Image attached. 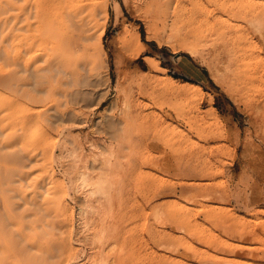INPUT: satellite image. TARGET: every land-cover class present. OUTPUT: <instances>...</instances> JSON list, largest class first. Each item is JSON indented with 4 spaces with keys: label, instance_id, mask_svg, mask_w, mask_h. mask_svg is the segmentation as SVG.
<instances>
[{
    "label": "rangeland",
    "instance_id": "rangeland-1",
    "mask_svg": "<svg viewBox=\"0 0 264 264\" xmlns=\"http://www.w3.org/2000/svg\"><path fill=\"white\" fill-rule=\"evenodd\" d=\"M108 1V18L102 14L99 19L102 16L100 22L106 23L102 42L107 52L108 68L95 71L84 64L80 66L81 72L79 69L71 80L63 74H59L61 77L55 74L45 79V83L38 84L35 89L42 91H35L30 97L23 95L22 87L19 88L23 86L20 76L25 75L23 71L32 73L30 71L44 64V59L31 60L30 67L26 61L25 67L24 57L28 56L21 52L19 28L14 22L18 21L15 15L20 9L13 10L7 4L0 6L1 18L8 16L5 21L7 29H0L4 36L2 40H5L0 45V75L9 81L4 87L0 86V188L3 190L0 189V193L4 194H0V221H3L0 234L11 240L14 236L17 240L14 242L26 247L34 257L37 246L25 244L27 241H24L23 234H19L15 222L24 215L26 223L20 228L24 226L27 233L30 229V232L34 229L41 233V242V237L45 238L43 244L58 246L64 241L61 235L68 236L62 243L73 252L60 254L66 247L61 243L64 247H55V254L59 253L48 257L51 260L46 261L47 264H58L61 260H66L65 264H93V250L84 235L90 230L97 231L95 226H98L96 220L99 219L94 217V229L91 226L81 228L79 209L84 197L75 183L78 173L83 170V162L75 167L74 157L62 151V147L65 142L70 147L73 143L82 144L94 169L103 164L98 161L100 164L95 163V167L93 151L86 139H95L104 148L107 147L105 141L121 139L127 146L126 162L121 169L124 173L119 181L122 201L115 204H118L116 209L120 208L112 213L113 219L109 218L114 221V230L118 232L115 240L119 239L117 246L111 248L113 254L110 249V254L107 253L111 260L108 264H158L160 260L164 261L163 255L171 259L164 261L165 264L175 260L185 264H259V259L264 262V19L261 23L245 20L242 29L237 25L241 21V12L252 13L261 8L263 12L259 11V14L264 18V0H250L252 4L249 0H119V8L115 6V0ZM1 18L0 27H3ZM150 26L155 31V34L151 32V37L147 35ZM174 26L195 43L196 54L170 37ZM21 31L22 34L27 32ZM138 32L144 51L132 57L126 51V45L128 39H135ZM244 34L250 38L245 44L240 43V36ZM168 76L178 78L182 84L190 82L201 87L203 98L188 101L182 95L174 97L170 93L161 99L153 98L146 86L150 83L153 88H158L160 79ZM29 79L34 81L32 77ZM215 115L218 119L212 122ZM115 126L121 130L115 132ZM44 155H53L50 164L54 163V179L64 185V201L68 202L67 214L70 212L68 216H71L68 227L61 224L63 217L58 215L60 213L54 214V204V207L50 204V209L48 203L47 207L44 206L48 179L40 175L42 168L38 167V159ZM35 181L39 187L38 194L33 196ZM189 194L196 195L195 201L187 199L191 196ZM32 197H36L35 200ZM6 202L15 206L14 212L11 211L14 215L8 214ZM176 203L186 207L184 213L198 225L199 235L204 230L205 237L190 234L185 226L177 228L166 216L158 218L160 205L163 209H171ZM45 210L51 211L55 218H49ZM50 219L55 221V226L47 224ZM165 232H172L173 237L183 241L182 244L163 243L164 239H171ZM41 244L37 251L46 254L45 247L50 244L44 248ZM183 244L189 246L188 253L184 252ZM242 246H247L244 251ZM192 247L220 259L208 261L200 257L201 253L197 257L191 256ZM249 247L256 252L250 251ZM41 254L35 255L38 261L46 259L47 254L40 259ZM68 255L71 258H67ZM12 259L14 263L17 261L14 256H9L6 264Z\"/></svg>",
    "mask_w": 264,
    "mask_h": 264
},
{
    "label": "bare ground",
    "instance_id": "bare-ground-1",
    "mask_svg": "<svg viewBox=\"0 0 264 264\" xmlns=\"http://www.w3.org/2000/svg\"><path fill=\"white\" fill-rule=\"evenodd\" d=\"M17 2H20V3H17ZM108 2H109L108 0H0V6H2L3 4H5V5L7 4L6 6L9 5L13 10L14 9L15 10L16 9H20L19 14L17 13L18 12V10H17L16 13L18 15L17 14L15 15L16 18L18 17V21L15 18L17 22L16 21H14V22H15V24H17L16 25L17 28H19V30H18L19 31L18 33L19 34H17V35H19V37H20V39H19V42H21L20 43V46L22 44V51L21 52H23L22 54L24 56H26V55L28 56V58L22 56V58L24 57V60H25V62H24L25 67H26V61L29 62V67H30V65H31L30 62L35 61L34 59H39L40 57L42 59H44V64H41V66L36 67L34 69V71L33 70L30 71L32 73L29 74V72H28L29 70L26 71V72H28V74H26L25 71H23V74H25V75L23 77L20 76L22 82L26 78V80H25L26 82L24 81L22 83L20 81L21 84H23V86L20 85L19 88L22 87V93H23V95H27V97L33 96L35 94V91H37L35 89L36 86H38V84H40L42 82L45 83V79L50 78L51 76L53 77V75H55V74H58V75L59 74H63V76L69 77L68 79L71 80L70 79V78H72L71 76L74 77L75 74H77L79 72V69L81 68L80 66H84V64H85V66L87 65V66H89L92 69H96L95 71H97L98 68H102L103 70L106 69V68H108V65L109 64H108V59H107V52H106L105 46H104V44L102 42V38H103V35L105 33V30H106V23L105 22H100L102 20V16H101V20H99L100 19V15H102V14H104V16L108 18ZM244 2L246 4H248L246 1H244ZM249 2H250V4H252V1L249 0ZM5 5H4L5 8L4 7L3 8L6 11V6ZM115 6L117 8L120 7L119 0H115ZM0 8L2 10V7H0ZM254 10H257V9H254ZM254 10H253L252 13H250V12L249 13H244V12H241L240 13L239 18L241 17V21L238 22V24H237L238 25V28H241V29L244 28L243 27L244 25L242 26V22H244L245 20L246 21L249 20L252 23H255V22L256 23H261L262 22L261 20H263L264 18L260 17V14H259V11H262L261 8L259 10H257L258 12H254ZM262 12H261V15L263 14ZM3 15H5V14H3ZM0 18H1V16H0ZM7 18H8V16H7ZM7 18L6 19L5 18L3 19V17L1 18V19H3V22L5 23V25L3 23V25H2L3 27H0V29H4V28H5V30L7 29L6 28V22H5L7 20ZM33 19H35V20L33 21ZM1 23H0V26H1ZM32 27L34 28V30L36 29L35 30L36 33H35V31L32 30L33 29ZM37 27H38V31H37ZM20 29L23 30V31H27L29 33L26 34L27 32L26 33L23 32L24 34H26V35H24V34L21 33L22 31ZM151 29H152V27L150 26L148 28V33L149 34H147L149 37H151V32L154 31V29H153V31ZM158 29L160 30V28H158ZM10 31H12V29ZM1 32H3V31H1ZM154 32H153V34H155ZM164 32H167V31L164 30ZM20 33L23 36L20 35ZM170 34H171L170 37L176 43H178V45L183 46L184 48H187V50L189 52L193 53V54H196L197 53L198 49H197V46L195 45V43L188 37V35H182L183 33L180 32V29H178L177 27L174 26V27L171 28ZM0 35H1V40L0 41H2V42H0V45H1L2 43H4L5 40H2V37L4 39V36H2L1 33H0ZM12 36H14V34H12ZM167 36H169V35H167ZM21 39H22V41H21ZM249 40H250V38H249V35L248 34H244V35H241L240 36V43L242 42L243 44H245V43H248ZM1 48H2V46H1ZM1 48H0V50H1ZM126 48H127L126 51H128V54H130V56H132V57L139 56L144 51V44H143V42L141 40V34H140V32H138L136 34L135 39H131V38L128 39ZM32 65H35V64H32ZM27 68H28V66H27ZM80 72H81V69H80ZM28 75H30V77ZM59 76L61 77V75H59ZM28 77L29 78L32 77L34 81L31 82ZM60 77H59V80H60ZM16 78H14V79H16ZM56 78H57V75H56ZM6 80L7 79H5V78L3 79V77L1 78V75H0V86L3 85V87H4V85L7 82H9V81L6 82ZM27 80L30 81V82H28ZM50 80H52V79H50ZM16 81H18V80H16ZM56 81H58V80H56ZM11 82H13V81H11ZM17 84L18 83H16V86H17ZM13 85H15V84H13ZM149 85H150V83H149ZM149 85L146 86V88L150 92L151 96L153 98H156V99L157 98L158 99H161L164 96L167 97V94H169V93H170V95L172 94V96H174V97H177V96L182 95V96L185 97V99H188V101H190V100L191 101L192 100L193 101L194 100L199 101L200 99L203 98L202 97L203 90H202L201 87L196 86L195 84H192L190 82H185V84H182L181 81L178 78H175V77H172V76H168L165 79H160V81H159V87L160 88L158 87L159 89L157 87H156L157 89L156 88H153L154 86L152 87L151 85L150 86ZM38 89H42V88H38ZM144 90H146V89H144ZM40 91H42V90H40ZM40 91L38 90L37 93H39ZM37 93H36V95H37ZM34 97H36V96H34ZM170 98H171V96H170ZM111 105H113V104H111ZM2 106H3V104H2ZM214 111H215V108H213V111L212 112H214ZM208 113L210 114V112H208ZM10 115H11V113H10ZM168 115H170V114H168ZM198 116H199V114H198ZM217 119H218V117L216 115L213 116L212 122H215V120H217ZM196 120H198V119H196ZM2 125L5 126L4 123ZM3 129H4V127H3ZM120 130H121L120 128H116V126H115V132H118ZM162 134H164V133L161 132V135ZM161 135H159V136H161ZM28 139H32V138H28ZM46 139H44V140H46ZM162 141H160V142H162ZM17 143H18V141H17ZM44 143L45 144H48L47 141H44ZM49 143H50V141H49ZM65 143L66 144L63 145V147H62L63 148L62 151H64V152L66 151V152H68L70 155H72L74 157V161H75V162H73V164L75 163L74 166L76 167L81 161L83 162V165H82L83 170L81 169L80 172L78 173V176L76 178L77 183H75L76 187L79 190H82V192H83V196L82 197H84V199L82 198L83 199V203L80 205V209H79L80 219H81V223H82V227L81 228L84 229V228H86L88 226H91L94 229V226L96 225L94 223L95 222L94 221L95 220L94 217L95 216H98V219L100 220V223H99V220H96L98 222V224H97L98 226H95L96 227L95 230H97V231L90 230V233L86 234L87 233L86 232L85 235H84L85 239L88 242H90L91 249L93 250V252L91 254L92 263L93 264H108V261H111V260H109L110 258L108 257V255L110 254L111 248H113L114 245H116V242L118 244V239H119V238H117V240H115L116 239L115 238V234L118 235V232H116L114 230V228H115L114 221L111 222L109 218H112L113 217V214L112 213H114V210L116 209V206L118 205V204L117 205H115V204L118 201L119 202L122 201V200H120V199H122L121 198L122 197V194H121L122 186H120L119 181L121 182V179L123 177L122 174L124 173L123 170H121V169H122L123 164H124L123 162H126L124 157H125V152H126L127 146L125 145V142L123 140H121V139H117V140L116 139H110L109 141H105V143H107V147L104 148L102 146L101 142H98L95 139L87 138L86 139V143L89 144V146L92 148V151H93L92 152L93 153V156L92 157H94L93 164L95 165V167H96V164L95 163H97L98 161L99 162L101 161V163L103 164L102 166L101 165H98V166H101V167H99V168L96 167V168L93 169L91 167V162L92 161H88L89 158L86 157V154L84 153V147H83L82 144L73 143L72 146L70 147L69 145H67V142H65ZM166 144H167V142H166ZM43 147H41V149ZM43 152L46 153V149H43ZM52 156L53 155H44V157H42V159H38L39 164H40V166H38V167H41L42 168L41 169L42 172H41L40 175H45L46 178L48 179L47 180V184L48 185L50 184L49 186H47V184H46L47 189H46L45 185L43 186V187H45L46 192H47V194L45 196L46 198L44 197L45 198V200H44V202H45L44 204L45 205L44 206L45 207L48 206V208L50 209V207H49L50 204H51L52 207H54L53 206V204H54L55 205V209H54V212L55 213L54 214L57 215V213H60L58 215L59 216L62 215V217H63V221H61L62 222L61 224L63 226H67L68 227L69 226V220H71V216L70 217L68 216V214L70 212H68V214H67V211H69L68 210V207H67L68 206L67 205L68 202L66 201L67 202L66 203L64 201L65 200V197H66V195H65L66 191L64 190V185L56 182V179H54V173L52 171V167H53V164L54 163L52 162V165L50 164V162L52 161ZM123 159H124V161H123ZM29 161H31V160H29ZM70 164H72V163H70ZM97 164H100V163H97ZM95 169H98V170L96 171ZM17 171H18V169H17ZM19 172H20V170H19ZM21 172H22V170H21ZM27 174H28V172H27ZM21 176H22V174L20 175V177ZM5 177H6V174H5ZM35 178L38 180V177H35ZM191 183H194V182H191ZM0 184L2 185V182H0ZM38 187L39 186L37 184V181H35L34 182V188L33 189L34 190L36 189V190L35 191H32V192H34L33 193V196H34V194L35 195L38 194L37 193L38 192ZM29 190L30 189H28V191ZM21 192H24V191H21ZM189 195H191V194H189ZM32 198H34V200H35L36 197H32ZM195 198H196V195L193 194V195H191L187 199L191 202L192 200L195 201ZM211 198H212V196H211ZM9 203H11V202H9ZM9 203L6 202V208H7L8 214L11 216V215H14V213L11 214L12 213L11 211H13L15 209V206H13L12 204L10 206ZM34 203H36V202H34ZM46 203H48L49 205L47 204V206H46ZM120 206L122 207V205H120ZM52 207H51V209H52ZM118 208H120V207H117V209ZM184 209H186V207L184 208V205H181V203H176L175 205H172V208L171 209H163V206L160 205L159 208L157 209L158 210L157 211V216H158V218H161L163 216H166L168 220H170L171 222H173L177 226V228L179 226H180V228L182 226L183 227L185 226L184 228H188L189 229L188 231L190 232V234H192V233L195 234V235H196V233L198 234L199 233L198 231L200 230L199 227H198V225L192 223L190 217H187L186 216V214H185L186 212L184 213V211H185ZM45 211L47 212V210H45ZM52 211H53V209H52ZM189 211L190 210L188 208V212ZM204 212H206V211H204ZM207 212H208V210H207ZM46 214L48 215L49 218H50V216L52 218H55V217L52 216V212L51 211L49 212V210H48V212ZM46 214H44V215H46ZM20 217H21V220L20 219H16L15 220L16 224L19 226V234L21 236H22V234L24 235L23 236V239H25L24 240L25 242L27 241L25 244H28L29 246L31 245L33 247H36L37 246V249L34 248V249H36V252H34V250H33V252L35 253V255H37V253H39V254L42 253L41 256L39 255L40 256V259H42V256L43 255L45 257L46 254H47V256L45 257L46 259H44V261L45 262L46 261H49V260H51L49 258H52L56 254L59 253V252H56V254H55V250H54V249H56L55 247L58 248V246H61V248H62V246L63 247H64V245L66 246V244H64L62 242L67 241V239H68V236L67 235H61V236H63L64 241H60V242L62 244H64V245H62L61 243L59 245V243H58V246L56 245V246L53 247V245H51V243H45V244H43V242L45 241V238L43 239L41 237V239L43 240V242H41V240H40V234L41 233L37 232L34 229H32L33 230L32 231L33 233L30 232L31 229L29 230L30 233L29 232L27 233L23 229L24 226H23V228H20L23 223H26V222L23 221V220H26V219H24L25 218L24 215L19 216V218ZM16 218H18V216ZM233 218H235V217L233 216ZM233 218H232V220H233ZM116 219L118 220V217H116ZM47 221L49 222V223L47 222V224H53L55 222V221H51V219L50 220H47ZM2 222L0 221V223H2ZM59 222H60V220H59ZM263 223H264V221H263ZM61 224H59V225H61ZM63 226H61V227L63 228ZM245 226H246V224H245ZM227 227H230V226L227 225ZM87 229H89V227ZM91 231H93L94 233H91ZM44 232H43V234H44ZM203 232H204V230H203ZM203 232H201L202 233L201 235H199V234L198 235L201 236V237H203V236L205 237V235L203 234ZM60 233H61V231H60ZM165 234L167 236H171L170 237L171 239H168V240L167 239L166 240L164 239L165 241L163 240V243L168 244V242L171 241L170 244H174V245L175 244L178 245V243H179V245L182 244L183 241L181 240L182 241L181 242V241H179L180 238L173 237L172 236V232L171 233L165 232ZM198 235H196V236H198ZM12 237H13V240H11L9 238V236L7 237L3 233H2V235L0 234V264H6V260L9 259V256H14L17 259V261L15 260L16 261L15 263L13 262V259H12L11 262H13V264H37V263L42 264V263H44L43 259L40 260V261H43L42 263H40V261H38L39 259H37L35 257V255L33 257V255L29 254L28 249L26 247H23V245H22V247L18 246L15 243L17 240H15V237L14 236H12ZM201 237H199V238L202 239ZM65 238H67V239L65 240ZM8 240H10V243L8 242ZM14 240H15V242H14ZM46 240H48V238ZM203 240H204V238H203ZM205 241H207V239H205ZM38 242L41 244V246H43V248L45 247L44 245H49L50 244L49 247L48 246L45 247V248H47L44 251V252H46V254H43L42 251L40 253V250H39V252L37 251L38 250V247L40 245ZM209 242H210V240H209ZM217 242L219 244L220 241L218 240ZM37 243L39 245H37ZM66 243H69V241L66 242ZM226 243L227 242H225V244ZM34 244H35V246H34ZM170 244H168V245H170ZM185 244H183L184 247H185V251L184 252L185 253H188V251H189L190 248H189V246H187ZM262 244H264V241H263ZM50 246H52L53 249ZM98 246H99L100 249H98V251H97L96 249L98 248ZM224 247H226V246H224ZM244 247H247V246H244ZM244 247L242 246V250H243ZM212 248H214V247H212ZM253 248H254V246H253ZM253 248L251 249V247H249V250L256 252ZM256 248H257V246H256ZM262 248L264 249V246ZM70 249L71 248H69L68 246H66L62 250L59 248V251L61 250L60 251V254L61 253L62 254H64V253L65 254L66 253L70 254V252H68V251H72V249L71 250ZM109 249H110V251H109ZM167 249L170 250V248H167ZM227 249H230V248H228V245H227ZM107 253H109V254H107ZM199 253H201L200 254L201 255L200 257L202 259H205V260L208 259V261H210L209 259H215V258H216L215 260H219L220 259V257H218L216 255L208 254L207 251L206 252L205 251L199 252V251L195 250L194 248L190 251L191 256L193 255V256H196L197 257L199 255ZM112 254H113V252L111 251V255ZM234 254H235V252H234ZM57 257H58V255H57ZM63 257H61V258H63ZM163 257L164 258H162V259L164 261L171 260L167 256H164L163 255ZM47 258H48V260H47ZM67 258H71V256L68 255ZM73 258H72V260H73ZM160 258H161V256H160ZM57 259H59V258H57ZM255 259H257V258H255ZM239 260H241V259H239ZM59 261H60V259H59ZM164 261H162V262L164 263ZM9 262L10 261L8 260V263ZM55 262H56V260H55ZM63 262L64 261L61 260V262H59V263L57 262V263L58 264H61V263L62 264H65L66 263V260H65L64 263ZM159 262H158V264H159ZM162 262H160V263L162 264ZM50 263H52V261H50ZM46 264H47V262H46ZM110 264H112V262ZM171 264H185V263L183 261L180 262L179 260H175V261H172ZM233 264H234V262H233ZM259 264H264V262L262 261V259H259Z\"/></svg>",
    "mask_w": 264,
    "mask_h": 264
}]
</instances>
